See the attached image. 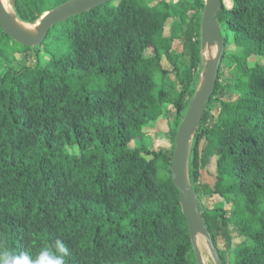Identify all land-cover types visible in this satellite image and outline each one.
Returning <instances> with one entry per match:
<instances>
[{
  "label": "trees",
  "instance_id": "obj_1",
  "mask_svg": "<svg viewBox=\"0 0 264 264\" xmlns=\"http://www.w3.org/2000/svg\"><path fill=\"white\" fill-rule=\"evenodd\" d=\"M68 1L12 6L34 25ZM205 7L112 0L34 48L0 25V250L35 255L60 239L66 264H197L171 165L205 66ZM177 14L179 41L165 34ZM216 17L225 56L189 177L223 263L264 264V0H231ZM164 116L166 148L132 147Z\"/></svg>",
  "mask_w": 264,
  "mask_h": 264
},
{
  "label": "water",
  "instance_id": "obj_2",
  "mask_svg": "<svg viewBox=\"0 0 264 264\" xmlns=\"http://www.w3.org/2000/svg\"><path fill=\"white\" fill-rule=\"evenodd\" d=\"M112 0H71L47 12L37 21V35L29 36L19 31L10 19V15L0 0V25L5 35L25 47L41 46L50 30L71 17L78 16ZM206 7L201 23V47H216L215 58L206 63L197 92L192 99L186 117L175 137L174 154L171 165L173 184L179 190V201L187 220L192 247L197 264H205L198 237L202 236L209 248L215 264H224L214 244L210 231L202 217L198 197L189 177V161L195 134L203 120L205 107L215 95L222 60L225 56V40L216 17L222 0H205ZM15 13V11H14ZM16 15V13H15ZM17 17V15H16ZM18 18V17H17ZM25 23V22H24ZM29 24V23H26ZM33 25V24H29Z\"/></svg>",
  "mask_w": 264,
  "mask_h": 264
},
{
  "label": "rangeland",
  "instance_id": "obj_3",
  "mask_svg": "<svg viewBox=\"0 0 264 264\" xmlns=\"http://www.w3.org/2000/svg\"><path fill=\"white\" fill-rule=\"evenodd\" d=\"M6 1H8L10 8H12V11L14 13L12 0H6ZM176 1L177 0H167V2L172 5L176 3ZM222 1L227 6H230L231 4V0H222ZM185 29L186 27L182 25L180 15L177 14L168 21L166 25L165 34L166 36H173L177 39V41H179V39L184 37ZM178 49L181 50V47H178ZM216 52H217L216 47H208L206 49H202L201 47V54L202 57L205 59V64L210 63L215 58ZM152 54L153 51L147 52V55L149 56H151ZM201 79H202V75H201ZM155 83L159 87L162 85L163 75L161 72L155 75ZM170 124H171V120L169 119V116H164L158 122L150 125L148 129H146L147 134L141 139H139L137 142L132 143V147L143 146L147 150H151V149L160 150L166 148L169 144V140L166 136L170 131ZM215 174H216V161L213 160L211 164L208 166V169L205 172V174H203L202 176L201 179L202 183L210 184L211 187H213L216 182ZM218 203L220 206L223 205L221 200H218L217 204ZM198 246L200 248L204 263L215 264L213 258L211 257L207 243L202 236L198 237Z\"/></svg>",
  "mask_w": 264,
  "mask_h": 264
},
{
  "label": "clouds",
  "instance_id": "obj_4",
  "mask_svg": "<svg viewBox=\"0 0 264 264\" xmlns=\"http://www.w3.org/2000/svg\"><path fill=\"white\" fill-rule=\"evenodd\" d=\"M68 248L65 243L56 239L50 247L41 248L32 255L29 252L19 254L7 250H0V264H66Z\"/></svg>",
  "mask_w": 264,
  "mask_h": 264
},
{
  "label": "bare ground",
  "instance_id": "obj_5",
  "mask_svg": "<svg viewBox=\"0 0 264 264\" xmlns=\"http://www.w3.org/2000/svg\"><path fill=\"white\" fill-rule=\"evenodd\" d=\"M2 3L4 5V7L6 8V10L8 11L9 15H10V19L11 21L14 23L15 27L21 31L22 33L29 35V36H36L37 35V24L34 25H29L26 23H23L22 21H20L15 14L11 13V8L10 5L8 3V1L6 0H2Z\"/></svg>",
  "mask_w": 264,
  "mask_h": 264
}]
</instances>
